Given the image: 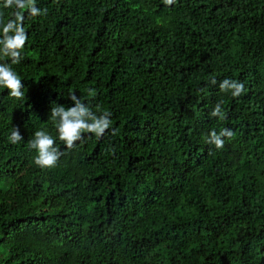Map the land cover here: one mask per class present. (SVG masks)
Wrapping results in <instances>:
<instances>
[{
    "label": "trees",
    "instance_id": "16d2710c",
    "mask_svg": "<svg viewBox=\"0 0 264 264\" xmlns=\"http://www.w3.org/2000/svg\"><path fill=\"white\" fill-rule=\"evenodd\" d=\"M36 4L24 96L0 88V264H264V0ZM69 91L112 114L71 149L49 119ZM38 129L57 136L54 168L27 147Z\"/></svg>",
    "mask_w": 264,
    "mask_h": 264
},
{
    "label": "clouds",
    "instance_id": "9594fccd",
    "mask_svg": "<svg viewBox=\"0 0 264 264\" xmlns=\"http://www.w3.org/2000/svg\"><path fill=\"white\" fill-rule=\"evenodd\" d=\"M171 2V0H169ZM0 9H14L11 18H5L0 12V56L9 58L0 62V88L7 89L8 95L21 99L24 96V84L20 73L13 67L22 62L23 51L29 40V34L25 28V12L32 17L46 15V9L37 6L36 0H0ZM213 84L217 83L215 79ZM222 91L230 92L231 96L238 98L247 89L244 82L225 78L219 82ZM73 102L72 106L53 102L50 117L55 125L58 138L63 141L66 148L71 149L77 141H82L85 133L103 136L110 129L112 120L111 112L102 114L94 112L83 96L78 97L75 92L69 91ZM211 116L225 119V113L221 103H217L212 109ZM233 132L229 128H223L219 132L213 129L207 137V142L222 149L225 145V137H232ZM7 142L18 145L24 141L18 127H12ZM27 147L35 150V163L40 168H54L63 155L60 145L57 144V136L45 129H38L27 141Z\"/></svg>",
    "mask_w": 264,
    "mask_h": 264
}]
</instances>
